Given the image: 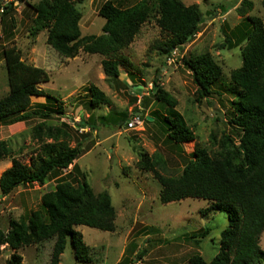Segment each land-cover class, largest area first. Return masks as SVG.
<instances>
[{"label":"rangeland","instance_id":"obj_1","mask_svg":"<svg viewBox=\"0 0 264 264\" xmlns=\"http://www.w3.org/2000/svg\"><path fill=\"white\" fill-rule=\"evenodd\" d=\"M39 1L0 0V98L9 91L4 53L16 46L26 62L43 67L50 75L49 82L38 85L54 99L34 96L29 110L48 105L53 114L48 123L66 127L71 134V146L82 142L84 153L75 160L82 174L74 169L73 176L83 179L85 175L94 193L108 191L117 211L114 231L87 225L76 227L90 249L93 257L90 263L76 259L69 241L60 264H190L189 258L195 253L211 261L220 252L221 233L230 223L228 215L221 211L202 214L201 210L209 205L205 199L186 198L162 203L161 184L153 172L141 169L138 162L142 159L141 153H147L153 155V159H161L163 167H157L161 173L179 175L197 144L214 152L219 149L218 142L224 134L239 141L241 128L230 122L235 94L227 84L231 71L242 64V46L230 49L222 48V44L226 35L247 21L248 16L264 21L263 0H247L251 6H244L245 15L237 11L243 0H183L186 4H199L203 13L200 32L183 47L174 49L169 57L156 48V44L168 39L169 35L158 26L156 14L151 13L124 49L109 55L80 49L74 58L64 57L52 48L47 40V29L31 34L36 14L29 3ZM104 1L86 0L79 4L83 12L80 22L83 35L103 33L106 20L99 15V8ZM114 1L126 7L139 0ZM11 2L13 10L8 15L7 25L13 36L8 40L1 21V8ZM206 51L222 66L223 80L213 85L214 93L210 97L198 101L197 85L183 58ZM111 57L128 60L116 79H110L102 65V60ZM156 81L175 96L176 110L195 133V140L179 144L169 139L163 121L167 107L153 99ZM92 85L101 89L110 102L94 108ZM144 96L150 98L147 107ZM58 104L64 107L63 114L57 111ZM153 111L158 113L151 120L149 115ZM125 112L130 117L144 112V126L128 129L126 123L121 127L110 123L112 115ZM42 121L44 119L37 116L16 123L0 120V141H5L11 151V156L0 159V177L12 166L13 157L28 166L34 164L43 142L35 137L33 127ZM85 122L93 127H83ZM51 140L45 138L44 141ZM71 170L73 165L52 174L44 185H22L9 195H4L0 187V228L8 232L11 220L21 216L28 218L34 211L44 210L43 195L54 190L61 180L58 178ZM73 176L63 178L73 180ZM203 228L211 229L206 238L191 237ZM54 242L55 239H51L19 249L3 245L0 264H9L14 252L22 256L21 264H51ZM260 245L264 249V232ZM140 252L142 257H138Z\"/></svg>","mask_w":264,"mask_h":264},{"label":"trees","instance_id":"obj_2","mask_svg":"<svg viewBox=\"0 0 264 264\" xmlns=\"http://www.w3.org/2000/svg\"><path fill=\"white\" fill-rule=\"evenodd\" d=\"M85 1L40 0L37 4L28 2L36 14L31 34L36 35L47 29L48 43L67 58L76 57L80 49L91 54L109 55L127 47L150 14L155 13L158 26L169 35L168 39L158 42L156 48L165 57H169L174 49L183 47L200 32L203 19L199 4H186L183 0H139L126 7L114 0H105L99 8V15L106 20L103 33L83 35L80 25L83 12L79 4ZM262 5L264 9V0ZM244 6L251 5L243 0L237 8L241 15L246 14ZM12 10L11 2L5 5V10L1 13L8 40L13 36L11 27L7 25L8 15ZM238 45L242 46L243 61L241 66L231 71L227 87L235 94L234 113L230 122L241 128L239 141L224 134L218 142L219 149L214 152L197 144L192 158L179 175L161 173L157 168L159 165L163 167L161 159H153L154 156L147 153H141L142 159L138 162L141 169L153 172L161 184L162 203L186 198L205 199L209 205L201 210L202 214L221 211L228 215L230 223L221 233L220 252L211 261L201 253H195L189 258L190 264H264V249L260 245L264 232L262 18L248 16L247 21L240 23L226 35L222 48L232 49ZM4 60L9 91L0 98V120L16 123L37 116L44 121L33 127L35 137L43 142L41 153L31 166L13 157L12 166L4 170L0 177L3 194L9 195L22 185H44L52 174L67 170L71 165L73 170L59 177L61 180L56 188L43 195L44 210H36L28 218L21 216L17 220H11L8 232L0 228V252L3 245L19 249L55 239L51 264H60L69 241L73 245L76 259L90 263L93 259L90 249L76 227L87 225L103 231H114L117 211L112 198L108 191L94 193L85 175L83 179L73 176L74 169L82 174L75 160L84 153V148L81 141L75 146L70 145L71 134L66 127L48 123V118L53 115L52 108L44 105L40 109L29 110L34 96L54 99L38 85L50 81L47 70L26 62L21 49L16 46L5 51ZM126 61L128 60L124 57L105 58L102 60L104 72L110 79L119 78L121 67ZM183 62L197 85V100L210 97L214 93L213 85L223 80L222 66L208 51L184 57ZM90 89L94 108L110 102L97 86L92 85ZM153 99L167 107L163 121L171 141L181 144L196 139L195 133L176 110L175 96L158 81L153 88ZM149 102V96H144L146 107ZM57 111L64 113L62 104H58ZM157 113L158 111H153L149 116L154 117ZM129 117L127 112L115 114L110 118V123L121 127ZM89 126L85 122L83 127ZM45 138L52 140L46 142ZM9 156L10 148L5 141H0V159ZM66 176H73V180L63 178ZM210 232L211 229L203 228L191 237L206 238ZM142 255L140 252L138 257ZM21 263L22 256L14 252L9 264Z\"/></svg>","mask_w":264,"mask_h":264},{"label":"built area","instance_id":"obj_3","mask_svg":"<svg viewBox=\"0 0 264 264\" xmlns=\"http://www.w3.org/2000/svg\"><path fill=\"white\" fill-rule=\"evenodd\" d=\"M5 5L1 8L2 12L5 10ZM145 124L144 114L143 113H134L126 122L128 129H137L143 127Z\"/></svg>","mask_w":264,"mask_h":264},{"label":"water","instance_id":"obj_4","mask_svg":"<svg viewBox=\"0 0 264 264\" xmlns=\"http://www.w3.org/2000/svg\"><path fill=\"white\" fill-rule=\"evenodd\" d=\"M139 87H141V86H139ZM149 119H151V120H152L153 118H152V117H149Z\"/></svg>","mask_w":264,"mask_h":264},{"label":"crops","instance_id":"obj_5","mask_svg":"<svg viewBox=\"0 0 264 264\" xmlns=\"http://www.w3.org/2000/svg\"><path fill=\"white\" fill-rule=\"evenodd\" d=\"M141 113V112H140Z\"/></svg>","mask_w":264,"mask_h":264}]
</instances>
